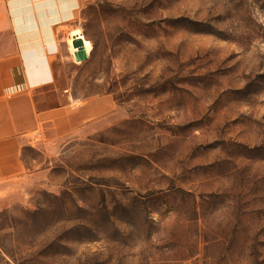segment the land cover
<instances>
[{
    "label": "rangeland",
    "instance_id": "rangeland-1",
    "mask_svg": "<svg viewBox=\"0 0 264 264\" xmlns=\"http://www.w3.org/2000/svg\"><path fill=\"white\" fill-rule=\"evenodd\" d=\"M79 3L62 82L102 106L23 146L0 264H264V0Z\"/></svg>",
    "mask_w": 264,
    "mask_h": 264
},
{
    "label": "crops",
    "instance_id": "crops-1",
    "mask_svg": "<svg viewBox=\"0 0 264 264\" xmlns=\"http://www.w3.org/2000/svg\"><path fill=\"white\" fill-rule=\"evenodd\" d=\"M79 7V0H0V183L23 174L31 139L73 128L102 106L79 105L62 82Z\"/></svg>",
    "mask_w": 264,
    "mask_h": 264
},
{
    "label": "water",
    "instance_id": "water-1",
    "mask_svg": "<svg viewBox=\"0 0 264 264\" xmlns=\"http://www.w3.org/2000/svg\"><path fill=\"white\" fill-rule=\"evenodd\" d=\"M74 46L78 47V50L74 53L76 59H84L85 58V51H84V47H83V43L80 39H75L74 41Z\"/></svg>",
    "mask_w": 264,
    "mask_h": 264
}]
</instances>
